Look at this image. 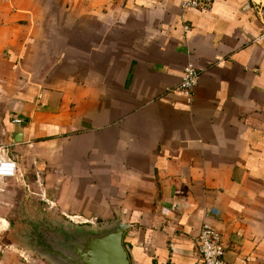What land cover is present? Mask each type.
<instances>
[{"label":"crops","instance_id":"obj_1","mask_svg":"<svg viewBox=\"0 0 264 264\" xmlns=\"http://www.w3.org/2000/svg\"><path fill=\"white\" fill-rule=\"evenodd\" d=\"M186 1L0 0V154L19 167L0 182L40 184L78 224L129 225L131 264H200L205 224L226 264H264L258 0ZM188 67L191 104L174 92ZM2 241L0 264H46Z\"/></svg>","mask_w":264,"mask_h":264},{"label":"rangeland","instance_id":"obj_2","mask_svg":"<svg viewBox=\"0 0 264 264\" xmlns=\"http://www.w3.org/2000/svg\"><path fill=\"white\" fill-rule=\"evenodd\" d=\"M254 3L255 11L264 24V0L254 1ZM29 180L34 181L33 179ZM7 182L9 184L6 185L0 182V186L5 187L10 193L5 197L7 204L3 205L7 211L6 218L9 222V227L0 239L3 240L1 245L14 244L16 247L7 250V253L11 256L23 254L36 257L46 264H52L43 256L45 253L37 251L33 226H37L42 233L51 234L53 240L49 239L48 244H50V242L54 243L57 238L66 235L68 227L92 226L97 229V227L102 225V222H96L94 225L92 223L87 225L78 224L81 219L77 220L63 215L60 209L52 205L47 198H39L34 195L35 192H38L37 189H40V184L36 183L35 186L33 183L32 188L27 186L22 188L23 186L19 185L18 178ZM0 198L4 199L3 196H0ZM29 241L32 243L31 245L28 244ZM42 243H44L43 240Z\"/></svg>","mask_w":264,"mask_h":264},{"label":"water","instance_id":"obj_3","mask_svg":"<svg viewBox=\"0 0 264 264\" xmlns=\"http://www.w3.org/2000/svg\"><path fill=\"white\" fill-rule=\"evenodd\" d=\"M130 228L124 222L70 227L63 237L46 245L50 254L43 256L52 264H131L124 246Z\"/></svg>","mask_w":264,"mask_h":264},{"label":"built area","instance_id":"obj_4","mask_svg":"<svg viewBox=\"0 0 264 264\" xmlns=\"http://www.w3.org/2000/svg\"><path fill=\"white\" fill-rule=\"evenodd\" d=\"M215 0H187L183 4L184 10L197 9L201 11H211ZM201 77V72L192 67H188L184 71V75L180 86L174 92L183 95L187 102L191 104L194 99L195 89L198 86ZM169 92L173 90L169 89ZM12 163L15 165L13 175L0 176V181L15 178L18 175L19 167L15 159L3 150L0 154V164ZM198 254L200 264H226L225 261V246L222 235L210 227L204 225L197 239Z\"/></svg>","mask_w":264,"mask_h":264},{"label":"flooded vegetation","instance_id":"obj_5","mask_svg":"<svg viewBox=\"0 0 264 264\" xmlns=\"http://www.w3.org/2000/svg\"><path fill=\"white\" fill-rule=\"evenodd\" d=\"M83 227L84 226H82L81 228H83ZM69 228L70 227H68V229ZM68 229H66V232ZM33 233H34L35 241L37 242L36 243L37 251H40L41 253L50 254L49 248L46 247V245H48L49 239L53 240V238L51 237V234L47 235L44 232L42 233V231L38 230L37 226H33ZM42 240L44 243H42ZM28 244L31 245L32 243H30V241H29ZM50 244H51V242H50Z\"/></svg>","mask_w":264,"mask_h":264},{"label":"clouds","instance_id":"obj_6","mask_svg":"<svg viewBox=\"0 0 264 264\" xmlns=\"http://www.w3.org/2000/svg\"><path fill=\"white\" fill-rule=\"evenodd\" d=\"M15 165L12 163L0 164V176L13 175Z\"/></svg>","mask_w":264,"mask_h":264}]
</instances>
